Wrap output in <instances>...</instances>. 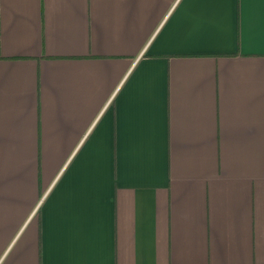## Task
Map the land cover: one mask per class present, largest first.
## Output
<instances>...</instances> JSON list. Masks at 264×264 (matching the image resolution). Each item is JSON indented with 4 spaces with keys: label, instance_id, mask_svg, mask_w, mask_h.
Returning <instances> with one entry per match:
<instances>
[{
    "label": "crops",
    "instance_id": "crops-1",
    "mask_svg": "<svg viewBox=\"0 0 264 264\" xmlns=\"http://www.w3.org/2000/svg\"><path fill=\"white\" fill-rule=\"evenodd\" d=\"M0 264H264V0H0Z\"/></svg>",
    "mask_w": 264,
    "mask_h": 264
}]
</instances>
